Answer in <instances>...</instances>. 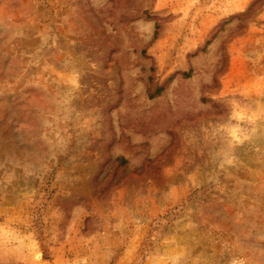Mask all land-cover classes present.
Instances as JSON below:
<instances>
[{"label":"rangeland","instance_id":"1","mask_svg":"<svg viewBox=\"0 0 264 264\" xmlns=\"http://www.w3.org/2000/svg\"><path fill=\"white\" fill-rule=\"evenodd\" d=\"M0 264H264V0H0Z\"/></svg>","mask_w":264,"mask_h":264},{"label":"trees","instance_id":"2","mask_svg":"<svg viewBox=\"0 0 264 264\" xmlns=\"http://www.w3.org/2000/svg\"><path fill=\"white\" fill-rule=\"evenodd\" d=\"M157 90H158V92H160L162 90V88L159 87ZM117 161H118L119 165H121V166H124L127 163V159L124 157H119L117 159Z\"/></svg>","mask_w":264,"mask_h":264}]
</instances>
